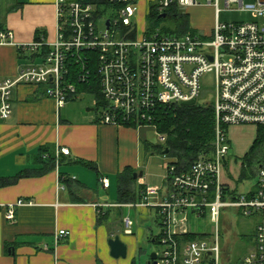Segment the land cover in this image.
Wrapping results in <instances>:
<instances>
[{
    "label": "built area",
    "instance_id": "obj_1",
    "mask_svg": "<svg viewBox=\"0 0 264 264\" xmlns=\"http://www.w3.org/2000/svg\"><path fill=\"white\" fill-rule=\"evenodd\" d=\"M56 0V37L18 46L21 51L44 54L40 63L21 68L15 78L0 80V121L12 116V90L18 85H43L46 96L57 108L77 100L81 94L70 81L71 69L81 85H91L95 77L100 100L95 98L98 123L115 127H152L164 144L156 126L182 103L196 101L201 80L214 75L213 139L210 151L188 168L166 162V191L143 185L142 200L130 208L152 207L160 220L157 264H203L208 258L219 264V223L223 211L243 218L256 217L254 249L238 264H264V160L255 168L253 194H235L220 180L230 151L228 129L242 125L264 127V0ZM222 4L226 10L250 14L252 22L220 23ZM213 9L212 27L203 34L181 35L165 32L161 26L147 25L150 13L167 20L191 8ZM110 13V16L107 14ZM162 15H165L162 18ZM141 16V18H140ZM143 18V19H142ZM141 19V20H140ZM145 20L140 29L139 22ZM10 32L0 33V46L12 45ZM57 154L69 155L60 148ZM103 189L109 181L101 178ZM158 201L151 203V199ZM19 200L5 208L4 219L12 222ZM117 206L118 205H114ZM208 215L215 225L212 235L179 242L190 234L189 215ZM124 233L131 235L133 222L123 218ZM60 230L58 241L68 236ZM208 254V256H206Z\"/></svg>",
    "mask_w": 264,
    "mask_h": 264
},
{
    "label": "crops",
    "instance_id": "obj_2",
    "mask_svg": "<svg viewBox=\"0 0 264 264\" xmlns=\"http://www.w3.org/2000/svg\"><path fill=\"white\" fill-rule=\"evenodd\" d=\"M56 26V0H0V33L10 32L13 36L12 45L0 46V80L15 78L24 66L40 63L46 49L34 54L18 46L40 39L53 42ZM11 101L12 116L0 121V264H145L139 248L142 230L137 229L136 236L124 233L122 219L129 217H122L121 208L128 209L130 204L114 205L118 175L127 169L137 174L132 186L136 195L144 193L140 186L157 188L151 175L143 172L160 155L152 154L143 144H155L142 137L141 129L99 124L94 101L93 108L86 109L94 112L92 116L70 102L57 108L43 85H18L12 90ZM228 139L230 144L229 133ZM60 148L69 149V155L57 154ZM48 157L55 159L54 166L43 171V161ZM164 157L162 168L166 172L168 158ZM235 164L234 158H226L222 185L235 194H253L255 184L238 192V185L254 176L243 178L240 164L233 173ZM23 172L32 175L15 180ZM165 175H160L163 189L157 188L160 199L166 191ZM101 178L108 179V189L102 188ZM61 180L73 187L68 188ZM158 197L150 202H157ZM19 200L25 205L17 207L14 220L7 222L5 208ZM146 208L155 212L154 222L158 225L156 209L144 207L143 214ZM232 214L240 217L236 212ZM253 219L251 234L233 236L234 242L250 246L238 263L254 249L258 219ZM222 221L225 227L231 225L228 219ZM60 230L69 234L56 241ZM159 233L152 236V243ZM114 236L125 244V258L110 256L108 241ZM226 250L223 262L229 260Z\"/></svg>",
    "mask_w": 264,
    "mask_h": 264
},
{
    "label": "rangeland",
    "instance_id": "obj_3",
    "mask_svg": "<svg viewBox=\"0 0 264 264\" xmlns=\"http://www.w3.org/2000/svg\"><path fill=\"white\" fill-rule=\"evenodd\" d=\"M246 3L249 0L245 1ZM220 12L218 14L217 20L220 23L229 24V23H247L252 22V18L250 14L238 12L235 7H231V10H226L222 4L219 6ZM184 15L189 18L190 26L197 30L199 34H203L209 31V29L213 25L214 21V12L213 9L209 7H200V8H191L188 10H184L182 12ZM110 16V13L107 14ZM141 18V16H140ZM143 19V18H142ZM141 20V19H140ZM146 22L143 20L139 22L140 29L145 26ZM148 25V24H147ZM176 25L173 24L172 19H167L163 21L161 24V28L170 32L175 33ZM190 28V29H192ZM214 75L206 74L201 80V92L200 96L197 99L196 103L199 106H208L212 105L214 101ZM93 101L95 99L93 96L83 93L79 96L77 100L71 101L70 103L82 109L84 114L93 115L94 112H86L87 108H93ZM142 137L145 138L146 141L152 144H160L158 140V135L154 133L152 127L144 126L141 128ZM228 133L230 134V151L227 159L234 158L236 160L235 166L231 168L232 172L238 170L239 164L244 168L245 171L249 172L248 169L254 168L258 160H264V127H259L255 125H242L239 127H231L228 129ZM261 141L257 148L251 152V148L255 142L256 137ZM165 157L163 155H157L156 158L152 159L150 163V167H147V170L143 171L144 173H149L151 175V179L156 184L158 189H163V181L160 175L166 174L165 169L163 170ZM167 162V160H166ZM167 163H165L166 166ZM255 184V178L251 177L250 180H246L245 183L238 185V192L242 193L247 190L250 186ZM115 197V196H114ZM114 202V198L112 199ZM122 210V217L128 216L129 219L133 222V226L131 228V232L136 236V230H142L141 243L139 244L140 251L143 252L145 264L149 262V257L152 253H160V246L151 242L152 236L158 234L160 228V220L158 218L159 224L154 222L155 212L153 210L149 211L146 208V213L143 214L141 210L143 208H128ZM151 212V213H150ZM140 217H143L144 220H141ZM223 219H228L231 222V225L225 227L223 224ZM236 217L230 211H223L221 215V220L219 223V246H220V260L219 264H237L238 260L243 257L245 252L250 247L243 241L234 242L233 236L237 235H249L252 232L255 219ZM215 225L210 221V217L206 215L205 217L196 218L193 214L189 215V229L190 233L194 235H212L214 233ZM152 231V234L149 231ZM123 234V233H122ZM248 242L251 244L250 240ZM229 252V260L228 262H223L222 255L225 251ZM251 252V251H250ZM249 252V253H250Z\"/></svg>",
    "mask_w": 264,
    "mask_h": 264
},
{
    "label": "trees",
    "instance_id": "obj_4",
    "mask_svg": "<svg viewBox=\"0 0 264 264\" xmlns=\"http://www.w3.org/2000/svg\"><path fill=\"white\" fill-rule=\"evenodd\" d=\"M176 15L177 17L172 19L173 24L176 25L175 33L178 35L187 32L194 33L193 30L190 29L191 26L189 18L179 13ZM163 21L165 20L159 19L158 16L152 12L149 15L147 23L153 28L156 26H161ZM71 66V74L73 78L70 82L74 84L77 92L79 94H83L89 92V90H92L96 96V99L99 101L100 94L98 87L95 84V77L92 78L91 85H81L76 81L74 76L76 65L73 64ZM94 111H96L95 108ZM156 126L158 131L162 135H165L164 144L154 146L144 142L143 145L146 149L151 150L152 154H161L162 151L168 149V154L166 157L171 161V164H174L178 168H188L203 153H208L210 151V145L213 139V110L211 105L199 106L196 103L193 106H177L164 119L160 120ZM259 137V135L256 137L251 148V152L254 151L259 145V142L261 141ZM54 163L55 159L48 157L43 161V171L46 170L47 167H53ZM259 163L260 160L257 161L256 166ZM256 166L254 168L248 169L249 172L245 171L244 167L242 170L243 178L255 176ZM133 174V171L127 169L118 175L119 191L116 205L135 204L141 201L142 196L136 195L132 189L133 183H135ZM31 175L32 173L30 172H23L19 174L15 180L20 177H29ZM61 182L64 183L68 188L73 187L68 181L61 180ZM140 188L143 189L144 192L145 188L143 186H140ZM203 238V235H194L190 233L182 238H179L178 240L179 242H190ZM153 240L155 241L154 243L157 244V237L153 238ZM203 264H212V261L206 258L203 261Z\"/></svg>",
    "mask_w": 264,
    "mask_h": 264
},
{
    "label": "water",
    "instance_id": "obj_5",
    "mask_svg": "<svg viewBox=\"0 0 264 264\" xmlns=\"http://www.w3.org/2000/svg\"><path fill=\"white\" fill-rule=\"evenodd\" d=\"M165 15H162V18H164ZM195 104V101H190L187 103H182L181 106H193ZM168 154V149H165L162 152V155L165 156ZM133 179H137V174H133ZM108 246L110 249V256L112 258L118 259V258H125L126 257V246L124 243H122L118 236H114V238L109 239ZM208 256V254L206 255ZM148 264H157V257L155 253H152L149 257Z\"/></svg>",
    "mask_w": 264,
    "mask_h": 264
}]
</instances>
